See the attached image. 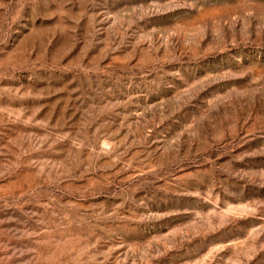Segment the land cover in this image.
Segmentation results:
<instances>
[{"label": "rangeland", "instance_id": "1", "mask_svg": "<svg viewBox=\"0 0 264 264\" xmlns=\"http://www.w3.org/2000/svg\"><path fill=\"white\" fill-rule=\"evenodd\" d=\"M0 264H264V0H0Z\"/></svg>", "mask_w": 264, "mask_h": 264}]
</instances>
